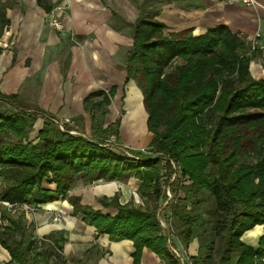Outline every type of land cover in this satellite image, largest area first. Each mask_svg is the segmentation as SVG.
I'll list each match as a JSON object with an SVG mask.
<instances>
[{"label":"trees","instance_id":"1","mask_svg":"<svg viewBox=\"0 0 264 264\" xmlns=\"http://www.w3.org/2000/svg\"><path fill=\"white\" fill-rule=\"evenodd\" d=\"M171 1L137 2L134 22L113 16L116 30H130L125 69L127 82L143 95L153 135L148 154L119 146L120 120L106 125L115 90L85 99L89 134L61 128L51 117L36 131L39 114L17 105L20 95L0 96V244L11 256L8 264H69L66 240L37 239L19 209L60 199L99 235L132 241L136 264L144 248L166 264H180L158 219L168 187L175 194L164 216L185 249L197 242L192 264H264V235L256 248L242 240L264 225V77L251 73L256 53L226 25L202 35L170 31L160 18ZM6 25L0 21V34ZM72 120L85 123L84 116ZM133 176L142 205L122 204L120 194L98 199L114 216L70 194L80 184Z\"/></svg>","mask_w":264,"mask_h":264},{"label":"crops","instance_id":"2","mask_svg":"<svg viewBox=\"0 0 264 264\" xmlns=\"http://www.w3.org/2000/svg\"><path fill=\"white\" fill-rule=\"evenodd\" d=\"M113 1L116 7L121 8L120 11L109 0H0V21H7L0 34V96L20 95L19 103L22 107L28 108L24 103L30 104L29 101L36 102L28 109L44 112L45 117L53 119L84 116L88 120L85 129L89 134L91 121L90 114L85 110V99L94 93L108 95L115 90L110 97L106 125L120 120L122 143L125 136L134 143H145L148 147L153 135L147 127L148 114L143 105V95L135 82H127L125 66L131 49L127 48L128 28L116 30L113 26L115 13L126 22H134L138 16L137 9L136 17L129 21V12L132 10L129 8L136 7L137 2L142 0ZM173 1L165 4L160 18L170 31L193 29L195 35H202L209 28L226 25L251 47L257 43L258 47L253 52L260 54L264 62L263 11L246 7L239 0H187L193 11L184 12L179 9L176 15L174 13L177 9H170L177 5H173ZM57 7L63 8L57 15L74 31L82 43L80 47L69 48V35L59 34L47 26L48 17ZM171 12L172 16L176 15L172 20L176 24L172 26L174 29H171L166 19ZM66 54L69 55L68 59L63 58ZM256 70L257 76L264 73V69ZM133 90L139 92L140 96L143 115L140 132L130 129L133 125V115L130 114L134 108ZM39 96H43L44 101L51 97V106L48 104L46 111ZM128 201L120 202L126 204ZM2 204L9 209L13 208ZM16 209L11 212L14 214ZM19 209L27 214L28 223L33 224L37 239L54 234L66 240L63 250L69 264H136L132 241L116 242L108 235H99L94 227L84 223L81 216L73 214V207L66 200L42 205L34 212L21 207ZM104 210L107 209L101 211L110 216L117 213L114 209L113 213ZM57 212L64 216L61 222L53 220ZM2 223L0 212V225ZM263 235L264 225H260L247 231L242 240L256 248ZM174 240L176 246L189 258L197 255L196 241L185 249L176 235ZM10 261L9 252L0 244V264H8ZM139 264L166 262L150 249L144 248Z\"/></svg>","mask_w":264,"mask_h":264},{"label":"rangeland","instance_id":"3","mask_svg":"<svg viewBox=\"0 0 264 264\" xmlns=\"http://www.w3.org/2000/svg\"><path fill=\"white\" fill-rule=\"evenodd\" d=\"M109 3H111V5L113 7H115V9L119 10L121 8H119V6L116 7V3H114L113 0H109ZM174 3H176V7L174 8H170V9H177L174 13V14H178L179 12V9H182L184 12L186 11H193V7L191 6V4L187 1V0H174L172 2V4L174 5ZM166 8V9H168ZM62 7H57L56 10L48 17L47 19V26L49 28H51L52 30H55L57 31L59 34H64V33H67L69 35V48H76V47H80L82 45V43L78 40V38L76 37L74 31L72 29H69L67 27V24L65 22H63V20H61V18H59V16L57 15V12H60L62 11ZM129 9H132L130 12H129V21H131L132 19H134L136 17V7H132V8H129ZM173 13L171 12L169 14L168 17H166L167 21H168V24L170 25L171 29H174L172 26L176 25L175 23H173V18L174 16ZM183 13V12H181ZM52 17H56L58 19V21L61 23L62 25V28L59 30V29H56L54 26L51 25V18ZM127 35H126V38H127V42H128V46L127 48L129 47V49L131 48V45H132V39H131V34H130V30L128 29L127 30ZM252 49V47H251ZM63 58H69V55L66 54V56H63ZM264 69V62L261 58V55L260 54H256V57L254 59V61L251 63V66H250V70H251V73L253 75V77L255 78H262L264 77V73H262L261 76H257L256 75V69ZM39 100L42 101V105L45 107L44 108V111H46V107L48 106V104L51 106V97L48 101H44L43 100V96L38 98ZM29 100V99H27ZM30 104H26L24 103L28 108H32L36 102L32 103L31 101H29ZM49 102V103H47ZM17 105H21L20 103H18ZM24 105V106H25ZM24 108V107H23ZM25 107V109H28ZM29 110V109H28ZM34 112L38 113L39 114V120L38 122L36 123V131H38V129H40L42 127V124L44 122V118H47L45 117V113L44 112H40V111H37V110H34L32 109ZM118 117V116H117ZM106 120V119H105ZM88 121L85 119V122ZM55 122L58 123V125L61 127V128H64V125H68L72 128V131L73 133H77L78 131H81V132H85L86 134H88V132L86 131L85 127V123L84 125H79L77 124L75 121H73L72 119H68V118H57L55 120ZM90 122V121H89ZM106 123H107V120H106ZM89 126V124H87ZM32 134V138H34L36 136V132ZM77 131V132H75ZM149 135V133H148ZM150 136V135H149ZM152 137V136H151ZM141 137H139L140 139ZM124 141L121 145H119L122 149L124 150H138V151H143L145 154H148L147 151H146V147L145 146V143H134V141H132L130 138L128 139L127 137H123ZM138 139V138H137ZM112 141H114V139H112ZM145 150V151H144ZM174 166V169L176 168L175 165ZM165 173V171H164ZM78 187V188H77ZM140 187V182L137 178H135V176L131 177L129 179L128 182H114V181H103V182H96V183H93L91 185H83V184H80V185H77L76 186V190L72 192V195L74 196H78L82 199L84 205H89V206H92L93 208H100L101 210L103 209L102 206L99 205L98 203V199L103 197V196H111L112 195H115V194H120L121 198H120V201L124 202L125 200H129L128 202L130 201H134L135 204L137 205H142L143 202L141 200V198L139 197L138 195V189ZM169 188V187H168ZM171 190V189H170ZM137 194V195H136ZM175 193L171 192V195L173 197ZM126 198V199H125ZM165 202V201H164ZM164 204V203H163ZM104 212L108 213V212H114L112 209H107V210H104ZM175 241V240H174ZM177 241V240H176Z\"/></svg>","mask_w":264,"mask_h":264},{"label":"built area","instance_id":"4","mask_svg":"<svg viewBox=\"0 0 264 264\" xmlns=\"http://www.w3.org/2000/svg\"><path fill=\"white\" fill-rule=\"evenodd\" d=\"M244 6L249 7V8H253L256 10H261L264 12V0H239ZM51 25L54 26L56 29H61L62 25L61 23L58 21V19L56 17H52L51 18ZM257 43H253L252 45V51H255L257 49ZM264 50V48H263ZM175 176H173L172 179H174ZM166 195H167V200L164 202L163 206L161 207V209L158 212V219L159 222L162 226V228L165 231V234L167 236V241H168V246H169V250L170 252L179 260L180 264H192L190 261V258L188 257V255L183 252V250H180L174 241V236L175 233L173 231V229L170 227V224L167 223L166 218L164 216V209L166 208V206L169 204L170 200L172 199V195H171V190L170 188L166 189ZM7 206L12 207L11 205L5 203ZM21 208H24L25 210L29 211V212H34L35 209L27 206V205H19ZM54 222H61L62 220H64V216L60 213L57 212L54 217H53Z\"/></svg>","mask_w":264,"mask_h":264},{"label":"bare ground","instance_id":"5","mask_svg":"<svg viewBox=\"0 0 264 264\" xmlns=\"http://www.w3.org/2000/svg\"><path fill=\"white\" fill-rule=\"evenodd\" d=\"M139 92H137L136 90H133V99H132V104H133V110L130 114L133 115V125H131L130 129H133L134 132H140L141 130V124H142V118L143 115L141 113L142 109L141 106L139 104L140 102V96L138 94ZM145 116V115H144ZM132 124V123H131Z\"/></svg>","mask_w":264,"mask_h":264}]
</instances>
